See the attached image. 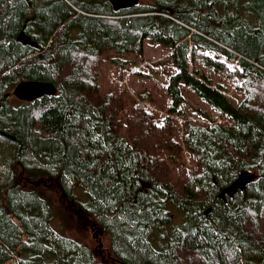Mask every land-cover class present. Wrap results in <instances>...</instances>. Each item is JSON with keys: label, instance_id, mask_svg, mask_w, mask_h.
<instances>
[{"label": "trees", "instance_id": "trees-1", "mask_svg": "<svg viewBox=\"0 0 264 264\" xmlns=\"http://www.w3.org/2000/svg\"><path fill=\"white\" fill-rule=\"evenodd\" d=\"M146 39L171 50L168 113L184 118L183 85L227 120L184 119L188 174L171 176L178 149L156 134L153 113L135 106L117 120L119 100L100 95V58L141 57ZM218 53L236 68L212 61ZM200 60L221 74L189 70ZM222 78L240 81L246 98L232 104ZM22 81L51 83L56 95L18 101ZM242 172L255 180L220 199ZM0 179V264H107L56 229L58 194L69 224L108 236L100 254L110 264H264V0H149L118 11L107 0H0Z\"/></svg>", "mask_w": 264, "mask_h": 264}, {"label": "rangeland", "instance_id": "rangeland-1", "mask_svg": "<svg viewBox=\"0 0 264 264\" xmlns=\"http://www.w3.org/2000/svg\"><path fill=\"white\" fill-rule=\"evenodd\" d=\"M149 0H139V2L148 3ZM218 55L212 61L228 63L233 69L236 68L235 63H229V60L221 54ZM206 57L205 59H207ZM112 59H119L118 62H113ZM211 59V58H210ZM194 62V61H193ZM189 62V70H196L199 73L205 74L209 77V80H213L212 76L216 78L221 73L214 72L213 69L206 67L203 61L198 62L197 68L195 65ZM98 86L100 95H111L119 100L121 107L116 110L117 120L126 121L132 117V111L135 106L144 107L148 112L154 114L155 117V130L156 134H162L165 137L164 132H168L170 135L169 148L178 149V158L173 162H166L170 170L171 176L176 174L184 175L190 171L196 170L194 159L189 155L183 145V125L184 119L189 124L194 126H209L211 123L228 125L227 120L221 117L212 108L206 105L200 100L188 87L180 85L182 95L184 97V118H179L175 115L168 113L170 106V100L164 90L167 84L168 78L175 73L171 60V50L162 47L159 44L152 43L148 39L143 41V54L138 57L135 54L129 55H116L113 52L105 53L98 62ZM212 76H209V75ZM222 85L226 88L223 90L224 94L232 102L237 105L246 98V92L241 82L235 83L231 80L221 79ZM214 85V84H213ZM252 92L258 98V93ZM126 99V105H123L122 98ZM12 99V98H11ZM14 101V100H13ZM19 101V100H18ZM18 103L14 101L13 106ZM169 119L170 121L166 120ZM154 139V138H153ZM161 146V144H160ZM184 172V173H183ZM1 181V179H0ZM54 204L60 209V216L57 215L55 227L60 231H64V235L71 240L80 241L86 245H89L95 249V255L103 263L110 264L105 258L104 254L110 252V241L107 235L104 236L103 230L100 228L95 229L93 226L78 224L72 221L69 224L63 218V212L68 209L69 204L65 199H62L61 195H52ZM174 226L180 225L183 221L181 214L174 209ZM95 222V221H93ZM95 224V223H94ZM96 225H98L96 223ZM112 264H115L112 261Z\"/></svg>", "mask_w": 264, "mask_h": 264}, {"label": "water", "instance_id": "water-1", "mask_svg": "<svg viewBox=\"0 0 264 264\" xmlns=\"http://www.w3.org/2000/svg\"><path fill=\"white\" fill-rule=\"evenodd\" d=\"M114 11L126 10L135 7L139 0H107ZM17 41L22 44L32 46L30 39L20 32ZM11 95L22 102H33L43 97H53L56 95V88L51 83L22 81L14 88ZM255 175L250 172H242L237 179L228 187L222 189L219 193V198L223 201L225 198H232L237 193L243 192L246 186L250 185L255 180Z\"/></svg>", "mask_w": 264, "mask_h": 264}]
</instances>
